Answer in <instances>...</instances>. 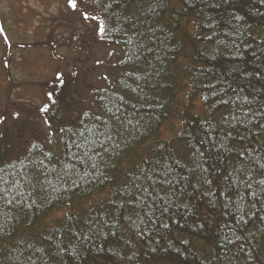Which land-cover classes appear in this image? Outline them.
Returning <instances> with one entry per match:
<instances>
[{
    "label": "trees",
    "instance_id": "16d2710c",
    "mask_svg": "<svg viewBox=\"0 0 264 264\" xmlns=\"http://www.w3.org/2000/svg\"><path fill=\"white\" fill-rule=\"evenodd\" d=\"M73 3L108 53L3 127L0 264H264V0Z\"/></svg>",
    "mask_w": 264,
    "mask_h": 264
},
{
    "label": "rangeland",
    "instance_id": "374dc122",
    "mask_svg": "<svg viewBox=\"0 0 264 264\" xmlns=\"http://www.w3.org/2000/svg\"><path fill=\"white\" fill-rule=\"evenodd\" d=\"M71 3L70 0H0V135L7 120L14 116L21 119L20 128L26 123L38 137L51 134L43 118V108L49 104L61 78L74 76L78 69L81 73L87 70L85 79H92L94 66L87 62L91 49L94 61L105 60L108 51L97 47L95 41L90 44L91 49L79 42L92 26ZM71 36L75 42L68 47L65 41ZM49 37L53 50L42 49L41 45L50 43ZM6 42L13 45L9 70L2 69L1 64H6L3 55L10 54ZM93 82H99L96 76ZM79 100L83 106L87 105L86 98Z\"/></svg>",
    "mask_w": 264,
    "mask_h": 264
},
{
    "label": "snow or ice",
    "instance_id": "6c2138e0",
    "mask_svg": "<svg viewBox=\"0 0 264 264\" xmlns=\"http://www.w3.org/2000/svg\"><path fill=\"white\" fill-rule=\"evenodd\" d=\"M70 3H71V0H70ZM73 7H75L74 3L72 4Z\"/></svg>",
    "mask_w": 264,
    "mask_h": 264
}]
</instances>
